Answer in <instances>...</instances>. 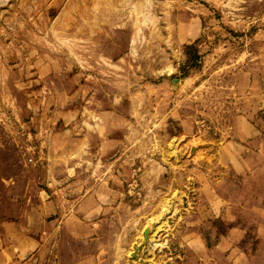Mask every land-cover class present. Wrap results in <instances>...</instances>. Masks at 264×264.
I'll list each match as a JSON object with an SVG mask.
<instances>
[{"label": "rangeland", "instance_id": "obj_1", "mask_svg": "<svg viewBox=\"0 0 264 264\" xmlns=\"http://www.w3.org/2000/svg\"><path fill=\"white\" fill-rule=\"evenodd\" d=\"M0 240L264 264V0H0Z\"/></svg>", "mask_w": 264, "mask_h": 264}, {"label": "crops", "instance_id": "obj_2", "mask_svg": "<svg viewBox=\"0 0 264 264\" xmlns=\"http://www.w3.org/2000/svg\"><path fill=\"white\" fill-rule=\"evenodd\" d=\"M30 245H32V247L35 248V247L38 246V242H35V241L33 242V241L31 240V241H30ZM1 246H2V245H1V240H0V260H1V262H2V261L5 260L3 254H2V250H6L7 252H9V251H8V248H7V247H6V249H5V248H2ZM3 252H4V251H3ZM18 256H20V255L17 254V257H18ZM12 257H14V256H12Z\"/></svg>", "mask_w": 264, "mask_h": 264}, {"label": "bare ground", "instance_id": "obj_3", "mask_svg": "<svg viewBox=\"0 0 264 264\" xmlns=\"http://www.w3.org/2000/svg\"><path fill=\"white\" fill-rule=\"evenodd\" d=\"M161 214H163V212H162ZM161 214H160V216H162ZM160 216H159V217H160ZM152 219H154V218H152ZM157 219H158V215H157ZM157 219H156V220H157ZM149 221H150V220H149ZM151 222H152V221H151ZM148 234H149V230L147 229V230L145 231V236L148 237ZM150 236H151V235H150Z\"/></svg>", "mask_w": 264, "mask_h": 264}]
</instances>
